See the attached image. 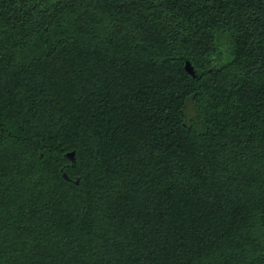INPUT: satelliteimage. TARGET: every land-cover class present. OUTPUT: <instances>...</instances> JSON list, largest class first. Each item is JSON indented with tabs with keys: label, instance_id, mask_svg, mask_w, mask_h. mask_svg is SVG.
Returning a JSON list of instances; mask_svg holds the SVG:
<instances>
[{
	"label": "trees",
	"instance_id": "trees-1",
	"mask_svg": "<svg viewBox=\"0 0 264 264\" xmlns=\"http://www.w3.org/2000/svg\"><path fill=\"white\" fill-rule=\"evenodd\" d=\"M0 264H264V0H0Z\"/></svg>",
	"mask_w": 264,
	"mask_h": 264
},
{
	"label": "water",
	"instance_id": "water-1",
	"mask_svg": "<svg viewBox=\"0 0 264 264\" xmlns=\"http://www.w3.org/2000/svg\"><path fill=\"white\" fill-rule=\"evenodd\" d=\"M186 69L190 72V73H193V68L191 66V64L189 62H187L186 64Z\"/></svg>",
	"mask_w": 264,
	"mask_h": 264
}]
</instances>
